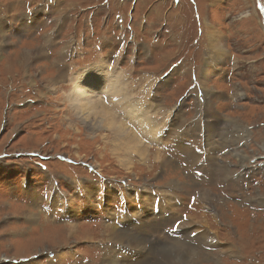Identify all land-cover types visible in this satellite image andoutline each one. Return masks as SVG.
Masks as SVG:
<instances>
[{
  "label": "rangeland",
  "instance_id": "1",
  "mask_svg": "<svg viewBox=\"0 0 264 264\" xmlns=\"http://www.w3.org/2000/svg\"><path fill=\"white\" fill-rule=\"evenodd\" d=\"M91 66L156 123L119 118L144 160L72 113ZM188 258L264 264V0H0V264Z\"/></svg>",
  "mask_w": 264,
  "mask_h": 264
},
{
  "label": "bare ground",
  "instance_id": "2",
  "mask_svg": "<svg viewBox=\"0 0 264 264\" xmlns=\"http://www.w3.org/2000/svg\"><path fill=\"white\" fill-rule=\"evenodd\" d=\"M36 52H37V50H36ZM20 56H22V55L20 54ZM31 59H32V56H31ZM26 60H27V58H26ZM58 76L62 77L63 74L61 75L58 73ZM55 80H57V79H55ZM55 80L53 81V83L55 82ZM120 81L121 80L119 79V77L117 75H115V76L111 75L107 68L105 69L102 66L87 67L83 70L81 75H79L73 81L72 88H70V90H68L66 93V99H67V101H69V106L73 110L72 113L76 116L77 119H80V124H82L84 127H86L90 133L93 134V133H96L97 131H100V130H106V131L109 130L111 132L113 131V133H115L118 136V138L119 137L122 138L121 144L123 145V148L125 151H129V152L136 151L137 153H139V155L143 156V160H144L145 159V153H144L145 147H143L144 149L141 147L140 141L138 139L136 141V135L125 124L126 122L124 123L119 118L122 117L123 119L128 120V123H131V124H136V122L143 124L147 127L148 131L151 134H152V132H156L154 128L157 126H156V123H154L153 121H151L147 118L148 115L146 117L142 112H140V110L138 111L134 102L127 103L128 102L127 100L130 97L127 93L126 88L123 86V84ZM111 93H113L115 95V99L119 101L118 104L120 106H122L119 108V110H118V108H114V109L112 108L110 110H107L104 107V105H102L103 102L102 103L100 102L99 97H103L105 99ZM107 103L105 102V104H107ZM115 134H114V136H116ZM154 135H156V134H154ZM121 138H119V140ZM115 148H116V146H115ZM155 157L158 158L157 156H155ZM146 158H148V157H146ZM142 162H144V161H142ZM208 194L209 193H208L207 189H203L201 196H203V198L205 200H208V196H209ZM104 228H105L104 233H106V239H103V240H108V241H113V242L114 241L123 242V243L127 242L129 245H134L135 247H140V248H143V245L145 243H149L150 247L153 246V248H155L154 243H156V242L153 243L151 241V239L145 235H142L143 237L141 238L140 236H137V234L136 235L132 234V233L128 234V233L120 231L117 228H115L114 226H110V225H108ZM68 229H69L68 234H70V235L71 234H77L78 225H70V226H68ZM190 229H193V228H190ZM207 237H208V235H207ZM127 243H126V245H127ZM172 244H174V243H172ZM186 247L190 248L187 245H186ZM148 248H149V246H148ZM182 248H183V246L181 247V249ZM165 249H167V248H165ZM167 251H168V249H167ZM193 254H195V253H193ZM188 259H190V258H188ZM173 262H174V260H173ZM186 262H188L189 264H194V263H196V260L190 259ZM105 264H106V262H105Z\"/></svg>",
  "mask_w": 264,
  "mask_h": 264
}]
</instances>
